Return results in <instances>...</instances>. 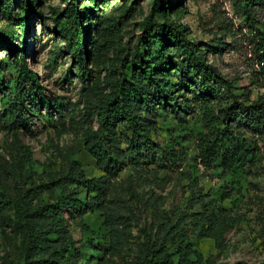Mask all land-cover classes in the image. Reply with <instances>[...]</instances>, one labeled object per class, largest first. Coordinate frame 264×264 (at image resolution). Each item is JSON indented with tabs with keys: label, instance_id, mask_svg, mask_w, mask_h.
I'll list each match as a JSON object with an SVG mask.
<instances>
[{
	"label": "rangeland",
	"instance_id": "obj_1",
	"mask_svg": "<svg viewBox=\"0 0 264 264\" xmlns=\"http://www.w3.org/2000/svg\"><path fill=\"white\" fill-rule=\"evenodd\" d=\"M70 1L0 0V264L24 263L14 200L29 196L34 205L54 204L60 192L68 195L75 184L69 182L72 161L86 176L104 177L107 187L101 202L87 203L83 211L63 202L59 230L64 234H48L56 255L71 261L74 253L79 264H143L146 243L179 229L190 235L192 247L205 259L201 264H264V174L234 178L217 161L201 159L198 135L203 128L196 105L188 114L165 110L151 116L154 148L143 152L138 165L124 156L120 166L108 170L86 149V136L98 127L96 103L109 91L111 76L130 74L126 63L153 0H75L82 27L88 25L86 16L90 22L87 49H80L85 68L74 51L72 32L61 25ZM171 1L168 13L157 12L156 20L179 24L206 60L234 82L235 92L264 96V70L254 51L256 33L264 32V0L250 6L249 14L244 0ZM167 52L164 72L174 82L169 98L187 102L191 92L179 85L173 62L179 50L170 44ZM22 63L34 73L38 94L48 103L24 99L18 115L15 80L35 86L21 75ZM122 129L117 126L119 151L125 146ZM169 145L180 150L174 159L164 151ZM86 193L82 189L79 195ZM194 194L217 214L229 215L219 246L198 231L201 208L189 199ZM111 230L119 234L116 245ZM66 233L73 240L69 249ZM45 257H55L51 248ZM28 258H36L34 249Z\"/></svg>",
	"mask_w": 264,
	"mask_h": 264
},
{
	"label": "trees",
	"instance_id": "obj_2",
	"mask_svg": "<svg viewBox=\"0 0 264 264\" xmlns=\"http://www.w3.org/2000/svg\"><path fill=\"white\" fill-rule=\"evenodd\" d=\"M257 1L244 0L243 7L246 13L249 14L250 6ZM171 6V0H153L150 12L141 21L142 33L139 35L135 50L126 63L130 74L122 72L108 79L110 89L96 103L98 127L95 132L86 136L84 146L108 170L120 166L121 158L124 156L138 165L143 152L154 148L150 132L156 130V124L151 116L165 110L175 114H188L194 111L192 105H196L198 119L204 129L199 131L198 135L201 159L208 164L217 161L222 169L234 178L249 173L264 174V96L260 94L252 98L249 90L235 92L234 82L206 60L203 51L186 38L179 24L176 25L170 20H156L157 12L165 16ZM68 9L69 14L61 25L67 26L64 29L72 32L74 51L85 68L86 59L83 53L87 49L86 39L90 22L86 16L85 23L88 25L82 27L81 15L75 0L69 2ZM254 42V51L262 71L264 32H257ZM155 44H158L157 50H154ZM170 44L179 50V55L173 62L175 69L178 70L179 85L182 87L185 85L191 92L187 102H172L169 98L174 82L167 77L168 72L164 71L168 66L166 62ZM24 65L25 63H22L21 75L34 81L35 86L27 88L24 83L20 84L19 79L15 80L14 108L18 115L23 114L24 99H30L37 105L48 103L47 98L38 94L40 90L36 87L40 86L35 80L34 73ZM131 67H135L134 70ZM120 124L123 126L121 138L125 142L122 151L117 149L120 142L117 126ZM164 151L173 159L180 152L174 149L173 145L165 147ZM70 166L69 182L75 184L68 195L60 192L56 197V203L34 205L29 196L14 200L13 220L23 236L24 243L21 256L23 264H28L29 261L33 264H79L74 253L71 254V261L60 252L56 255L58 252L55 246H52L53 240L48 234L51 232L61 236L64 234L63 230L61 233L59 230L64 225L63 202L83 211L85 204L101 202L107 184L102 176H86L77 161H72ZM82 189L87 191L86 196L79 195ZM189 199L191 206L198 204L201 208L197 213L198 231L213 238L214 243L219 246L222 233L230 224L229 215L217 214L206 200L195 194ZM111 234L113 243L118 244V232L111 230ZM65 235L66 249H69L73 240L70 234ZM166 235L168 238L146 243L143 264H201L205 261L192 247L187 232L178 229ZM168 239L171 243L174 241V244L167 243ZM47 248L52 249L54 258L45 257ZM31 249H34L36 256L33 260L28 258Z\"/></svg>",
	"mask_w": 264,
	"mask_h": 264
}]
</instances>
